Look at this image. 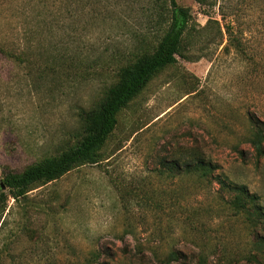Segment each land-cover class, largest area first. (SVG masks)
<instances>
[{"label": "rangeland", "instance_id": "374dc122", "mask_svg": "<svg viewBox=\"0 0 264 264\" xmlns=\"http://www.w3.org/2000/svg\"><path fill=\"white\" fill-rule=\"evenodd\" d=\"M27 3L42 12L38 0H0V45L22 48ZM149 3L101 0L104 14L80 23L75 76L56 81L39 71L43 59L0 51V194L4 173L55 155L80 109L117 81L114 65L91 60L125 51L133 34H158ZM177 3L193 18L190 59L159 72L119 114L101 163L0 203V264H264V0ZM199 157L211 165L207 180L193 169ZM239 190L242 210L232 205Z\"/></svg>", "mask_w": 264, "mask_h": 264}, {"label": "trees", "instance_id": "16d2710c", "mask_svg": "<svg viewBox=\"0 0 264 264\" xmlns=\"http://www.w3.org/2000/svg\"><path fill=\"white\" fill-rule=\"evenodd\" d=\"M150 2V3H149ZM156 26V36L148 39L146 34H133L125 51H110L91 60L100 70L114 65V78L117 80L104 91V97L92 109H80L79 128L68 139L56 146V154L26 167L19 173H4L1 179L6 192H1L0 203L6 197L22 199L34 188L56 181L71 171L103 161L101 151L118 127L119 114L146 88L148 83L163 69L175 65L178 58H185V51L193 46V18L188 8L179 6L177 0H148ZM101 0H38L42 12L35 11V5L27 3L23 21V44L20 51L12 46L0 45V51L7 58L19 63L32 62L34 58L44 60L39 71L53 77L77 75L83 63L84 53L80 45L83 27L80 23L86 16L94 18L101 11ZM104 14V13H103ZM135 39V40H134ZM53 51L46 49L45 42ZM44 48V49H43ZM42 50V52H41ZM40 53L36 55V52ZM86 59V58H85ZM69 80V79H67ZM74 140L73 145L69 142ZM258 147V146H257ZM185 169L192 164L183 163ZM199 177L205 180L212 173L211 165L202 157L193 164ZM170 170H177L173 164ZM234 199L232 205L237 210L244 208V190ZM177 261L179 255L171 254Z\"/></svg>", "mask_w": 264, "mask_h": 264}]
</instances>
